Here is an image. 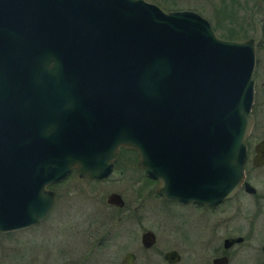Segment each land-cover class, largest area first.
I'll list each match as a JSON object with an SVG mask.
<instances>
[{
    "label": "water",
    "instance_id": "95a60500",
    "mask_svg": "<svg viewBox=\"0 0 264 264\" xmlns=\"http://www.w3.org/2000/svg\"><path fill=\"white\" fill-rule=\"evenodd\" d=\"M254 62L252 39L222 40L192 11L145 0H0V233L44 219L55 202L46 187L73 170L106 179L121 148L137 153L166 199H228L244 180ZM105 202L124 203L116 192ZM153 240L142 236L146 247Z\"/></svg>",
    "mask_w": 264,
    "mask_h": 264
},
{
    "label": "rangeland",
    "instance_id": "374dc122",
    "mask_svg": "<svg viewBox=\"0 0 264 264\" xmlns=\"http://www.w3.org/2000/svg\"><path fill=\"white\" fill-rule=\"evenodd\" d=\"M209 1L218 4V0ZM221 1L227 3L228 0ZM230 1L228 7H235L236 0ZM159 3L169 10L189 4L187 0L170 5L162 0ZM204 9L209 12L207 7ZM258 12L255 29L258 31L252 32L255 39H260L264 32V3L259 5ZM218 15L222 19L225 16L223 13ZM219 34L224 38L228 32L225 28L219 29ZM257 58L259 71L264 74V50L261 49ZM260 78L264 82V77ZM258 117L261 122L263 116ZM255 133L258 130L255 129ZM122 149L114 161L113 172L106 179H83L74 171L57 185L56 208L41 225L0 233V264H119L128 250L137 253V264H164L158 250L176 245L182 252L181 264H211L223 239L231 235L244 237V240L228 249V264H264L260 251L264 231L259 230L258 224L256 230L252 229L246 211L248 203L224 204L211 211V216L206 209L170 203L160 205L155 183L146 181L145 170L137 165V155H121ZM112 192L122 196L125 207L121 209L105 203V197ZM139 199H144V206L140 207ZM170 227L178 229L176 236ZM144 228L152 229L158 235L156 247L149 252H144L140 246ZM182 237L183 242L178 245ZM100 240L102 245L92 250V241L94 246L95 241Z\"/></svg>",
    "mask_w": 264,
    "mask_h": 264
},
{
    "label": "flooded vegetation",
    "instance_id": "af4514ba",
    "mask_svg": "<svg viewBox=\"0 0 264 264\" xmlns=\"http://www.w3.org/2000/svg\"><path fill=\"white\" fill-rule=\"evenodd\" d=\"M149 3L156 4L159 6L162 10L168 12V11H178V10H187V11H192L203 17L211 26L213 32L215 35L222 39V40H230V41H244L248 39L253 40L254 44V52H255V62H254V70L252 74V79L254 82V101L252 104L251 108V115L253 117V124L251 127V130L249 134L246 137V159L244 163V180L240 187L236 190L232 196H230L228 199H225L223 202L216 206H210V205H200V204H194L193 202H188V203H183L178 200H169L164 198L163 196L159 195V199L161 201V204H176L179 207H193L198 210H207L209 211V214L211 216V211L216 210L217 208L221 207L224 204H242V203H248L249 206L247 208V215H249V220H251V227L252 229L256 230L257 224L259 226V230L264 231V82L260 81V77H264V74L259 71V59L258 54L262 50H264V32L262 34V37L260 39H255L253 37L252 32L253 31H258L256 29V23H257V18H258V7L259 5H262L264 3V0L258 1V0H236L235 1V7L232 5L231 8L228 6L230 5V0L225 3L224 1L218 0L217 5H213L209 0H187L189 4L182 5L180 8H176L175 10L173 9H166L167 6H162L158 1L154 0H145ZM168 3L167 5H170V3H178L177 1H172V0H162V3ZM172 1V2H171ZM182 3V2H181ZM195 3H198L196 5ZM204 7H207L209 9V12L205 11ZM235 8V9H234ZM222 13L225 15L224 18H218L220 15L216 16V14H221ZM227 16V17H226ZM228 32V35L224 36L222 38V35L219 34V29L224 30ZM264 30V29H263ZM227 38V39H226ZM262 74V75H261ZM261 75V76H260ZM262 115V120L260 122L259 120V115ZM255 129L258 130V133H255ZM126 150V149H125ZM131 151V150H128ZM133 151V150H132ZM135 152V151H134ZM137 155V153L135 152ZM127 155H134L133 153H127ZM144 171V170H143ZM74 170L71 172L73 173ZM145 173V172H144ZM77 174V173H76ZM145 173V177H146ZM68 177V176H67ZM66 177V178H67ZM65 178V179H66ZM63 179V180H65ZM85 179V178H83ZM62 180V181H63ZM153 180V179H152ZM62 181L48 185L46 188L54 192V198L55 202L48 213V215L40 220L37 224H34L28 228L25 229H31L32 227H37L41 225L43 222L46 221L48 217L53 213L54 209L56 208L57 204V199H58V191L55 189V187L59 184L62 183ZM155 183V186L157 188L158 182L153 180ZM249 184L250 187L249 189L246 188L245 184ZM156 191V190H155ZM123 199V198H122ZM124 201V199H123ZM137 201V200H136ZM139 204L140 207L144 206V199H139ZM106 203V202H105ZM108 206H113V207H120V206H115V205H109ZM125 201L123 206H121V209L125 207ZM137 207H135L134 212H137ZM153 212V211H152ZM155 212V211H154ZM233 216V215H231ZM130 216H127L129 218ZM120 219V218H117ZM126 219H124L125 221ZM210 218L207 219V223H209ZM262 220V221H261ZM226 221V220H220V222ZM261 221V222H260ZM127 222V221H126ZM261 223V224H260ZM139 224L142 225V221H139ZM177 226V225H175ZM168 229L167 227H165ZM24 230V229H22ZM170 230L175 234L176 236V231L178 230L176 227L173 229L170 227ZM20 231V230H18ZM147 231H151L154 235V240L151 244V246L146 247L144 246L142 242V236L145 234ZM15 232V231H14ZM237 236H228L226 238H236ZM224 238L222 241V246L217 250L216 255L212 258L211 264H213V259L220 257V256H227L229 260V256L227 255L228 249L232 248L235 244H232L228 249H224L223 243ZM101 240H106L102 238ZM100 241H95L94 246L91 243V249L95 250L98 249L101 244ZM137 240V239H136ZM244 240V237H243ZM105 242L108 243L106 240ZM183 242V237L180 238L178 241V245ZM158 243V235L155 233L154 230L149 229V228H144L142 229V233L140 235V246L144 252H149L150 250L154 249L156 247V244ZM241 243V242H240ZM260 247V251L264 260V256L262 253V246ZM170 251H175L178 255V260L171 263L165 258V254ZM131 255L130 257V264H137L138 261V255L136 252L133 251H126L121 259L120 263L122 264V260L124 256L126 255ZM158 255L160 257V261L164 264H178L182 260V252L176 245V247H169L163 249V251L158 250ZM229 263V261H228ZM81 264V263H80ZM181 264V263H180Z\"/></svg>",
    "mask_w": 264,
    "mask_h": 264
},
{
    "label": "trees",
    "instance_id": "16d2710c",
    "mask_svg": "<svg viewBox=\"0 0 264 264\" xmlns=\"http://www.w3.org/2000/svg\"><path fill=\"white\" fill-rule=\"evenodd\" d=\"M129 152H130V153H133L134 155H136L134 151H132V150H131V151H128V150H125V149H122V150H121V155L127 154V153H129ZM135 159H136V157H135ZM145 179H146V181H147V180H148V181H153L152 179H150V178H148V177H145Z\"/></svg>",
    "mask_w": 264,
    "mask_h": 264
}]
</instances>
